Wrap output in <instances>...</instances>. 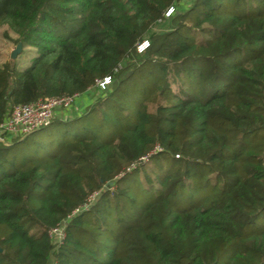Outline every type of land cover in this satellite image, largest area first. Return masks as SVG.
<instances>
[{
  "label": "trees",
  "instance_id": "1",
  "mask_svg": "<svg viewBox=\"0 0 264 264\" xmlns=\"http://www.w3.org/2000/svg\"><path fill=\"white\" fill-rule=\"evenodd\" d=\"M179 1L0 0V124L97 91L0 143V264H264V0Z\"/></svg>",
  "mask_w": 264,
  "mask_h": 264
},
{
  "label": "built area",
  "instance_id": "2",
  "mask_svg": "<svg viewBox=\"0 0 264 264\" xmlns=\"http://www.w3.org/2000/svg\"><path fill=\"white\" fill-rule=\"evenodd\" d=\"M172 12L173 9H170L167 16ZM143 46L147 47L148 43L145 42L140 47V50L145 48ZM108 84H110V79L106 78L98 83V87L104 89ZM78 97H44L30 104L16 106L11 114L0 124V143L7 144L13 138L25 136L35 130L49 126L56 112L59 110H71ZM80 213L81 210L78 209L74 214ZM51 235L60 241L64 237V226L53 229Z\"/></svg>",
  "mask_w": 264,
  "mask_h": 264
},
{
  "label": "rangeland",
  "instance_id": "3",
  "mask_svg": "<svg viewBox=\"0 0 264 264\" xmlns=\"http://www.w3.org/2000/svg\"><path fill=\"white\" fill-rule=\"evenodd\" d=\"M178 4H179L178 6L179 8H181V6L182 9L187 8L190 6L191 0H180ZM165 28H166V23L165 24L158 23L154 28V31H161L164 30ZM16 40H17V36L13 32H11L6 26L0 27V66L4 65L11 59V54L17 46V44L15 43ZM33 51L34 50L31 48L22 49L21 54L15 59L16 61H18V64H20L19 66H25V64L23 63L26 62L24 61H30V62L32 61V58L34 57ZM96 94L97 91L93 90L92 92L87 94L88 95L87 99L94 98ZM59 111H63L65 112V114L69 113L66 116L73 117V115L71 114L73 112V108L69 111H64V110H59ZM54 119H58L56 115L54 116Z\"/></svg>",
  "mask_w": 264,
  "mask_h": 264
},
{
  "label": "crops",
  "instance_id": "4",
  "mask_svg": "<svg viewBox=\"0 0 264 264\" xmlns=\"http://www.w3.org/2000/svg\"><path fill=\"white\" fill-rule=\"evenodd\" d=\"M16 62H17V65H18L19 69H22V68L27 67V66L30 65V61H24V62H26V63H23V64H25V66H19L20 64H18V61H16ZM90 92H92V91H88L87 93H85L83 95H80L76 99L75 104L73 106V112L71 113L72 115L77 114L79 111H81L83 109L84 106H86L87 104L91 103L94 100L93 98L92 99H90V98L87 99V97H88L87 94L90 93ZM67 114H69V113H67ZM67 114H65V112H63V111H57L55 115L59 119H64V118L68 117V116H66Z\"/></svg>",
  "mask_w": 264,
  "mask_h": 264
},
{
  "label": "water",
  "instance_id": "5",
  "mask_svg": "<svg viewBox=\"0 0 264 264\" xmlns=\"http://www.w3.org/2000/svg\"><path fill=\"white\" fill-rule=\"evenodd\" d=\"M21 52H22V43H19L16 46L15 50L12 52L11 59L15 60L21 54Z\"/></svg>",
  "mask_w": 264,
  "mask_h": 264
}]
</instances>
